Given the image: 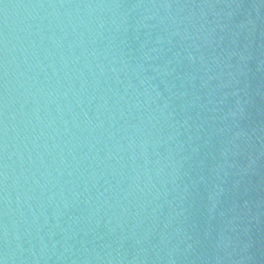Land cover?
<instances>
[{
	"label": "water",
	"instance_id": "1",
	"mask_svg": "<svg viewBox=\"0 0 264 264\" xmlns=\"http://www.w3.org/2000/svg\"><path fill=\"white\" fill-rule=\"evenodd\" d=\"M0 264H246L229 0H0Z\"/></svg>",
	"mask_w": 264,
	"mask_h": 264
}]
</instances>
